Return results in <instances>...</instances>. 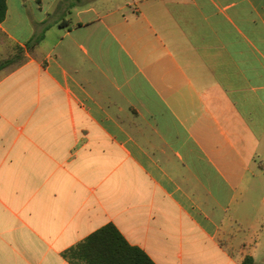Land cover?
Returning <instances> with one entry per match:
<instances>
[{
  "label": "crops",
  "instance_id": "1",
  "mask_svg": "<svg viewBox=\"0 0 264 264\" xmlns=\"http://www.w3.org/2000/svg\"><path fill=\"white\" fill-rule=\"evenodd\" d=\"M5 4L0 264H264V0Z\"/></svg>",
  "mask_w": 264,
  "mask_h": 264
},
{
  "label": "trees",
  "instance_id": "2",
  "mask_svg": "<svg viewBox=\"0 0 264 264\" xmlns=\"http://www.w3.org/2000/svg\"><path fill=\"white\" fill-rule=\"evenodd\" d=\"M5 10V0H0V22L5 16ZM42 38L43 33L26 43V46L32 49ZM6 64L9 61L1 62L0 69ZM65 257L71 264H154L142 250L129 245L112 224L105 225L86 237L69 249ZM251 262L250 258H245L242 264Z\"/></svg>",
  "mask_w": 264,
  "mask_h": 264
},
{
  "label": "rangeland",
  "instance_id": "3",
  "mask_svg": "<svg viewBox=\"0 0 264 264\" xmlns=\"http://www.w3.org/2000/svg\"><path fill=\"white\" fill-rule=\"evenodd\" d=\"M14 54L17 55L18 58H14V61H13V63H12V64H13L12 66H8V67H6V68L0 70V75H2L3 73H5V72L11 70V69L17 64V62H19L18 60H19L20 55L18 54L17 51H15ZM17 56H15V57H17ZM4 59H5V54L2 53V52H0V62H2ZM261 263H262V262H261Z\"/></svg>",
  "mask_w": 264,
  "mask_h": 264
}]
</instances>
